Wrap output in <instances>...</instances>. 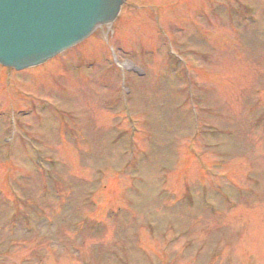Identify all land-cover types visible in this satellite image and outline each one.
I'll list each match as a JSON object with an SVG mask.
<instances>
[{
    "label": "rangeland",
    "instance_id": "rangeland-1",
    "mask_svg": "<svg viewBox=\"0 0 264 264\" xmlns=\"http://www.w3.org/2000/svg\"><path fill=\"white\" fill-rule=\"evenodd\" d=\"M127 2L0 67V264H264V0Z\"/></svg>",
    "mask_w": 264,
    "mask_h": 264
},
{
    "label": "water",
    "instance_id": "water-1",
    "mask_svg": "<svg viewBox=\"0 0 264 264\" xmlns=\"http://www.w3.org/2000/svg\"><path fill=\"white\" fill-rule=\"evenodd\" d=\"M126 0H0V63L41 64L115 20Z\"/></svg>",
    "mask_w": 264,
    "mask_h": 264
}]
</instances>
